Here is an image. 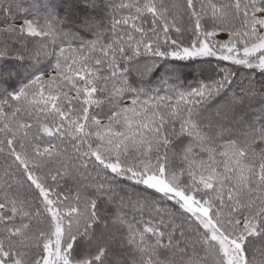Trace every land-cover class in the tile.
Here are the masks:
<instances>
[{
    "label": "snow or ice",
    "instance_id": "6c2138e0",
    "mask_svg": "<svg viewBox=\"0 0 264 264\" xmlns=\"http://www.w3.org/2000/svg\"><path fill=\"white\" fill-rule=\"evenodd\" d=\"M0 264H264V0H0Z\"/></svg>",
    "mask_w": 264,
    "mask_h": 264
}]
</instances>
